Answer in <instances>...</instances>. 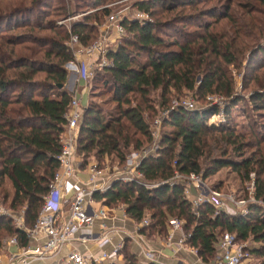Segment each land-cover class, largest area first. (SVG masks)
Returning a JSON list of instances; mask_svg holds the SVG:
<instances>
[{
    "label": "trees",
    "instance_id": "obj_1",
    "mask_svg": "<svg viewBox=\"0 0 264 264\" xmlns=\"http://www.w3.org/2000/svg\"><path fill=\"white\" fill-rule=\"evenodd\" d=\"M64 1L10 0V9L0 11V21L10 19V35L0 33V186L3 180L9 183V207L22 208L27 228L33 226L48 182L58 168L56 157L72 95L64 85L68 76L64 64L75 61L69 35L74 34L80 46H87L97 36L100 20L110 13L106 4L116 0H75L78 12L95 10L83 14L69 29L56 25L54 19H38L44 7L57 18L70 14ZM257 1L264 6V0ZM209 2H133L146 18L120 21L124 33L114 47L108 45V64L95 67L87 78L74 150L82 166L90 158L98 164L107 159L122 164L131 151L141 152L151 145L152 119L158 109L165 111L154 155L142 157L136 168L139 181H114L106 191L94 192L93 199L107 206L123 204L126 216L137 224L146 219L147 225L138 229L144 235L163 237L169 219L181 221L188 234L185 244L203 261L214 257L222 233L227 232L239 242H251L245 249L256 260L254 264H264V136L252 130L251 122L249 134L241 133L231 114L239 101L251 110H264V84L246 98L233 91L226 68L236 63L234 42L243 25L228 13L231 0L223 6ZM31 16L36 19L30 21ZM221 20L226 28L219 31ZM2 47L8 48L7 53ZM255 51L261 53L262 48L251 51L249 65ZM89 79L99 83L102 89L97 93L107 95V102L113 103L110 109L103 111L93 103L96 93ZM245 88L242 84L241 89ZM184 92L200 101L214 94L226 97L221 121L206 123L219 105L171 109V98ZM243 113L248 118L246 110ZM226 167L242 182L252 184L253 201L245 206L244 214L216 211L209 203L193 205L185 199L182 184L166 182L175 171L198 174L204 180ZM1 232L15 235L18 246L27 244L26 234L8 218L0 217V238ZM120 254L121 264H138L125 244Z\"/></svg>",
    "mask_w": 264,
    "mask_h": 264
},
{
    "label": "built area",
    "instance_id": "obj_2",
    "mask_svg": "<svg viewBox=\"0 0 264 264\" xmlns=\"http://www.w3.org/2000/svg\"><path fill=\"white\" fill-rule=\"evenodd\" d=\"M135 16V17H134ZM133 18L137 20L145 19L146 16L136 11ZM123 19L118 16L109 14L106 17L102 28L99 29L97 36L85 47H82L77 42V37L74 34L69 35L68 46L74 55V68L77 75V80L86 82L89 77V59L94 57L98 59L97 66L102 67L108 64L105 54L109 49L111 42L110 34L119 38L123 35L124 29L120 25ZM70 25L66 28L69 29ZM110 33V34H109ZM82 56V57H81ZM208 105H219L212 97L208 96ZM173 102V101H172ZM198 109L194 106V102L188 99H179L170 104L171 109ZM80 101L74 95L71 96L68 111L65 114L66 124L60 138V151L57 155L58 168L54 172L52 178L47 185V191L42 196L40 209L37 213L34 224L31 228L23 225L22 217L20 221H16L15 227L22 230L26 234L27 244L19 247L15 237L9 238L4 242L3 246L18 248L14 251L10 250V255L7 263L9 264H30L32 261H45V264H99L102 260L112 259L118 250V246L105 253L102 252L98 257L93 258L91 255H85L76 247L70 249L62 259L64 262L54 260L46 261L59 252L63 245H72L74 243L97 242L99 244L107 243L109 239L108 233L92 232L88 229L93 220V193L106 191L112 182H133L139 181L140 174L136 168L142 157L154 155L157 148V135L160 118L154 119L150 125L152 141L150 148L144 149L141 152L131 151L128 153L121 167L113 168L107 172L102 171L103 166L97 163L91 164L87 168V179L83 187H74L73 195L65 198V183L73 175L74 160L77 157L74 150V138L77 131L78 122L81 116ZM162 116L165 111H162ZM219 121L222 119V109L219 107L215 114L210 115ZM106 169V168H105ZM168 184L180 183L187 187H193L195 197L191 200L193 205L200 203L211 204L216 211L225 213L239 214L246 212L243 200H232L222 203L221 196L214 190L206 189L203 185L201 177L198 174L188 173L186 175L174 172L173 175L166 181ZM148 188L155 185H145ZM183 189V190H184ZM226 201V200H225ZM228 202H231L230 206ZM100 216H103L101 211H98ZM11 212L7 208L0 206V217L10 218ZM147 225V220L142 219L138 226ZM179 233L175 238L174 234ZM188 234L182 232L181 221L171 218L168 220V233L165 237L166 246L185 247V249L194 254L196 250L190 246H185V240ZM217 254L215 255V264H243L246 260L247 250L238 243L233 234L223 232L217 244ZM147 256V255H146ZM246 264V263H244Z\"/></svg>",
    "mask_w": 264,
    "mask_h": 264
},
{
    "label": "rangeland",
    "instance_id": "obj_3",
    "mask_svg": "<svg viewBox=\"0 0 264 264\" xmlns=\"http://www.w3.org/2000/svg\"><path fill=\"white\" fill-rule=\"evenodd\" d=\"M81 1H84V0H81ZM134 1L136 0H116V1L106 4V6L110 7L109 14L118 16L119 18H122V17L130 18V17H133L134 13L137 11L136 8L133 7L132 5ZM225 3H226V0H211V2H209L207 5L223 6ZM247 3H250L251 8L247 9V5H248ZM63 4H65V6L68 5L70 14L65 15V17L57 18L53 15V12H51L52 10L50 8L44 7L43 8L44 13H40L39 12L41 11L40 9H38L39 11L37 10V12H39L38 14L40 15V17H42V18L39 17L38 19H42L44 22L47 19H54L56 25H62L64 27L66 26L68 27L71 23L82 20L83 14H86L90 11L95 10V8H93L90 11L80 13L77 11V7L75 8V5H77V3H75V0H65ZM101 7H98V8H101ZM8 9H10V0H0V11L2 10L4 11ZM251 9H252V12H251ZM46 12H49L50 15H48V13L46 14ZM228 13L230 17H233L242 23L243 30H239L237 28L239 30V33L236 36L237 38L234 42V46L236 47L235 48L236 49V52H235L236 63L234 65L227 66L226 69L228 70L229 77H231L233 80V91L239 95L241 94L242 97L246 98L248 92L259 91L260 88L258 86H262V84H264V6L257 0H231ZM29 19L30 21L31 20L34 21L36 18L34 16H31ZM206 19L207 18H205V20ZM105 20L106 18H102L100 20V23L98 24L99 29L102 28V25L105 22ZM225 28H226L225 20H221L220 24L219 23L217 24V30L222 31ZM0 33L5 34V35H10V19H5V20L0 21ZM110 36L112 40L108 44L110 45V48H112L114 47V44L116 43L117 38H115L113 34L112 35L110 34ZM226 36H228V38L231 37V30L227 33ZM232 36L234 37L235 33H233ZM166 39H170V36H167ZM259 46L262 48V52L257 53L255 51L254 56L251 58L252 61L250 62V65H249V63L246 61L248 60V58H250L251 51L255 50V48ZM7 49L8 48H5V47L1 48V50H3L5 53H7ZM89 62H90L89 77L91 78L95 70V67H97L98 59L91 57L89 59ZM65 64H64V68L68 75L67 78H72L76 74L75 68L70 69ZM247 64L249 65L248 68H247ZM260 65H263V67H260ZM67 78H66L64 85L68 84ZM249 78H250V82L247 81V79ZM242 84L243 86L246 87L244 90L241 89ZM90 85H91V91L96 93L95 96L91 98L93 103H97V105H99V107L103 111L110 109L113 106V103L107 102L106 100L107 95L103 93L99 95L97 93L102 89L99 83L90 82V79H89V86ZM81 86L82 84L76 85L75 91L72 94L79 99L80 105L82 107L86 103L87 92L80 94L79 90ZM262 87L264 88V85ZM208 96L212 97L213 102L217 101L219 104V107H221L223 103L225 104L226 97H222L221 95H216V94L208 95ZM208 96H206L205 100L200 101V100H196V98L193 97L191 92H184L180 96L171 98V101L169 104H172L174 101H178L179 99H188V100H192L194 102V106L198 108V107L208 104L209 102V100L207 99ZM243 109L246 110L248 114V118H245ZM161 113L162 111L158 109L152 121L154 119L162 117ZM231 114H232L233 119L235 120L238 130L241 133L249 134L250 129L248 128V126L251 122L252 127H253L252 130L258 133L259 135L264 136V110H258V111L251 110L249 107V104L247 107L246 102L239 101L236 104V106L232 107ZM219 121H221V118H219ZM217 122L218 120L211 116H209L206 121L207 124L217 123ZM156 138L158 139V135ZM245 138L250 139L251 137L246 135ZM149 146L147 148H150ZM261 152L264 154V142L261 143ZM246 154H248V151L246 152ZM77 161L78 162L81 161L79 156H77ZM93 163L98 164V162L93 160V158H90V160L86 162L85 169H87ZM98 165L103 166L102 171L107 172V170L109 171L110 168L120 169L119 167H121L122 164L118 165L117 162L109 163L107 159L106 161H103L102 164H98ZM249 176L252 178V174H250ZM201 180H202L203 185L206 187V189H208V191L214 190L221 196L222 203L229 201V198H231L232 200H235V201L243 200L244 203L242 204V206H246L248 203L253 201V198L251 197V191H252L251 182L250 181L242 182L239 179V176L234 171H232L230 168H227V167L221 168L215 174L211 175L207 179H204V180L201 179ZM0 187H1L0 188V206L7 208L8 211L11 212L12 216L8 219H10L11 225L15 227L16 221H20L21 217L23 219V210L22 208L12 209L9 207L10 185L6 180H3L2 186ZM69 187H70V183L66 181L65 189H68ZM193 197H195V194ZM228 204L232 205L231 202H228ZM117 205L119 204H116L115 206ZM121 206H123V204H121ZM235 211L236 213H239L238 210H235ZM22 223L24 225V221ZM182 232L184 234H187L184 232V230H182ZM167 233H168V228H167L165 237ZM178 234L179 233L174 234V235H178ZM12 237H15V235H9L4 232H1L0 247L1 245H4L5 241H7L9 238H12ZM165 237L164 238L161 237V238L165 240ZM237 242L241 243L244 247L253 245L251 242H248V241H244V242L237 241ZM185 246H188V245L185 244ZM67 248H69V250L72 249L71 247H67ZM255 261L256 260H254L253 257H251V255L248 253L246 260L243 261V264L244 263L254 264Z\"/></svg>",
    "mask_w": 264,
    "mask_h": 264
},
{
    "label": "crops",
    "instance_id": "obj_4",
    "mask_svg": "<svg viewBox=\"0 0 264 264\" xmlns=\"http://www.w3.org/2000/svg\"><path fill=\"white\" fill-rule=\"evenodd\" d=\"M67 82L68 84H66L65 87L71 94L74 93L76 85L78 84H82L79 90L80 94L87 92L86 83L82 82V80H77L76 74L72 78H67ZM74 168L75 171L73 175L68 179L70 187L65 189V198L73 195L74 187H83L86 183V164L82 166L81 163L77 161L76 157L74 160ZM183 193L185 199L191 201L194 198L195 191L193 187L189 186L183 190ZM118 204L117 206H107L103 204L101 200L93 199V220L88 229L92 232L100 231L102 233H108L110 236L107 243L99 244L97 242H88L63 245L56 256L46 259V261L58 260L59 262H64L62 258L65 253L69 251L67 247H76L85 255H91V257L96 258L102 252L107 253L112 250L113 247L118 246V250L112 259L102 260L99 264H121L122 255L120 251L125 244L126 249L134 255L138 264H215V257L208 261H203L198 255L188 252L185 247L181 248L174 245L166 246L164 239H162L165 236L161 238V236L157 234L148 236L140 233L138 231L140 228L138 224L127 217L124 212V207L121 206L120 203ZM98 211H101L103 216H100ZM176 236L177 235H174V238ZM15 247L16 249L18 248L17 246ZM15 247L1 245L0 264H9L7 261L9 259L10 250L14 251ZM217 251L218 249L216 248V253ZM30 264H45V261H32Z\"/></svg>",
    "mask_w": 264,
    "mask_h": 264
},
{
    "label": "water",
    "instance_id": "obj_5",
    "mask_svg": "<svg viewBox=\"0 0 264 264\" xmlns=\"http://www.w3.org/2000/svg\"><path fill=\"white\" fill-rule=\"evenodd\" d=\"M65 65L70 69H74V65L71 62H67Z\"/></svg>",
    "mask_w": 264,
    "mask_h": 264
}]
</instances>
